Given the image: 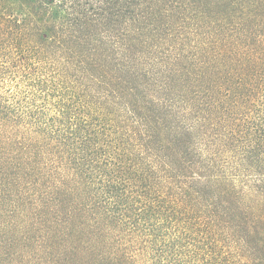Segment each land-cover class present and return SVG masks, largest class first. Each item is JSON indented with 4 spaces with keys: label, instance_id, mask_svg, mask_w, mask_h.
<instances>
[{
    "label": "trees",
    "instance_id": "1",
    "mask_svg": "<svg viewBox=\"0 0 264 264\" xmlns=\"http://www.w3.org/2000/svg\"><path fill=\"white\" fill-rule=\"evenodd\" d=\"M0 264H264V0H0Z\"/></svg>",
    "mask_w": 264,
    "mask_h": 264
}]
</instances>
